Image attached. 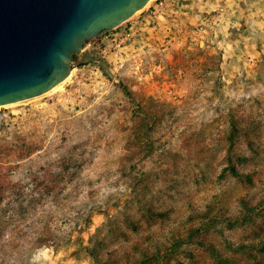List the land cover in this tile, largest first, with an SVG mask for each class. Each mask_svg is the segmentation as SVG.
Listing matches in <instances>:
<instances>
[{"label": "rangeland", "instance_id": "374dc122", "mask_svg": "<svg viewBox=\"0 0 264 264\" xmlns=\"http://www.w3.org/2000/svg\"><path fill=\"white\" fill-rule=\"evenodd\" d=\"M164 1L93 38L62 89L0 107V141L98 151L41 237H0V264L125 263L156 243L163 264H264V0Z\"/></svg>", "mask_w": 264, "mask_h": 264}, {"label": "water", "instance_id": "95a60500", "mask_svg": "<svg viewBox=\"0 0 264 264\" xmlns=\"http://www.w3.org/2000/svg\"><path fill=\"white\" fill-rule=\"evenodd\" d=\"M151 0H0V106L43 95L70 77L75 55Z\"/></svg>", "mask_w": 264, "mask_h": 264}, {"label": "trees", "instance_id": "16d2710c", "mask_svg": "<svg viewBox=\"0 0 264 264\" xmlns=\"http://www.w3.org/2000/svg\"><path fill=\"white\" fill-rule=\"evenodd\" d=\"M106 31L108 30L102 33ZM80 56L81 53L75 55L76 64ZM121 84H123V79H121ZM231 124H237L235 116H232ZM0 128L6 130L7 124H0ZM138 135L141 142H146L144 130ZM88 142L82 140L70 146L60 145L57 148L60 150L59 153L55 154L50 151V146L34 144L27 137L17 136L9 141L5 138L0 141V237L16 231L30 234L39 231L38 235L41 237L46 229H50V221L47 217L52 215L51 207L57 205L65 209V201L72 200L75 190L80 185L86 184L82 181L85 178L84 170L94 163L98 155L96 144H93V148H89ZM233 148L232 143L227 168L233 175L240 176L242 173L235 157L241 161L246 159V156L241 154L236 156ZM39 153H42V158L38 157ZM37 158L40 160L37 161ZM144 175L145 172L141 170L138 179L143 181ZM257 204L264 207V198ZM257 204L249 205L246 202L248 213L250 210L257 209ZM149 210L155 211L152 207ZM209 227L210 224L207 221L203 231ZM198 231V227L192 230L194 233ZM177 242L179 241L174 242L169 249L174 251L178 245ZM155 246V250H145L142 256L133 259L132 262L115 261L111 264H163V246L158 243ZM258 247L264 251V242ZM213 251L218 250L214 248ZM171 253L165 252L167 256ZM218 259L223 260L221 254L218 255Z\"/></svg>", "mask_w": 264, "mask_h": 264}, {"label": "bare ground", "instance_id": "6f19581e", "mask_svg": "<svg viewBox=\"0 0 264 264\" xmlns=\"http://www.w3.org/2000/svg\"><path fill=\"white\" fill-rule=\"evenodd\" d=\"M74 72H75V70L73 71L72 75L74 74ZM72 75H71V76H72ZM71 76H70V77H71ZM70 77H68L66 80H68ZM66 80H65V81H66ZM65 81H63L62 83H60L59 85H57L56 87H54L52 90H50V91L47 92V93H50V92H53V91H56V90H60V89H62V87H63ZM21 102H22V101L14 102V103L6 104V105H4V106H16V105L20 104ZM0 107H1V106H0Z\"/></svg>", "mask_w": 264, "mask_h": 264}, {"label": "built area", "instance_id": "2783aa9c", "mask_svg": "<svg viewBox=\"0 0 264 264\" xmlns=\"http://www.w3.org/2000/svg\"><path fill=\"white\" fill-rule=\"evenodd\" d=\"M155 2L157 3V7L164 5L165 1L164 0H155Z\"/></svg>", "mask_w": 264, "mask_h": 264}]
</instances>
